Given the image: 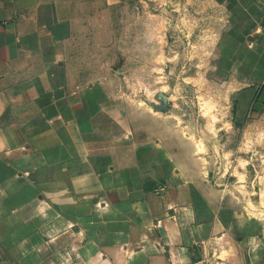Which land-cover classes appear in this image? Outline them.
<instances>
[{"label":"crops","instance_id":"crops-1","mask_svg":"<svg viewBox=\"0 0 264 264\" xmlns=\"http://www.w3.org/2000/svg\"><path fill=\"white\" fill-rule=\"evenodd\" d=\"M205 1L223 12L241 122L264 107V0ZM153 4L0 0V264H264L263 218L76 55H99L124 10Z\"/></svg>","mask_w":264,"mask_h":264},{"label":"rangeland","instance_id":"rangeland-1","mask_svg":"<svg viewBox=\"0 0 264 264\" xmlns=\"http://www.w3.org/2000/svg\"><path fill=\"white\" fill-rule=\"evenodd\" d=\"M149 1L124 10L99 55L80 47L76 55L131 103L141 127L174 128L205 179L264 220V107L232 118L222 10L205 0Z\"/></svg>","mask_w":264,"mask_h":264}]
</instances>
